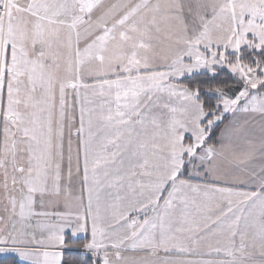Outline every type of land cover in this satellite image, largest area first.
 <instances>
[{
	"label": "snow or ice",
	"instance_id": "snow-or-ice-1",
	"mask_svg": "<svg viewBox=\"0 0 264 264\" xmlns=\"http://www.w3.org/2000/svg\"><path fill=\"white\" fill-rule=\"evenodd\" d=\"M0 264H264V0H0Z\"/></svg>",
	"mask_w": 264,
	"mask_h": 264
}]
</instances>
